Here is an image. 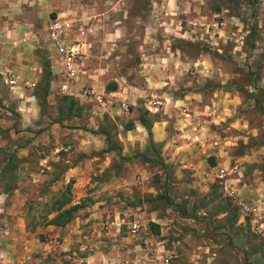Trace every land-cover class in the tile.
<instances>
[{
    "label": "rangeland",
    "instance_id": "rangeland-1",
    "mask_svg": "<svg viewBox=\"0 0 264 264\" xmlns=\"http://www.w3.org/2000/svg\"><path fill=\"white\" fill-rule=\"evenodd\" d=\"M35 1L41 3L2 7L0 18V191L18 183L25 193L26 228L60 201L63 185L55 182L47 189L46 183L31 190L23 162L29 159L32 165L44 155L55 161V147L66 145L59 150L63 154L59 160L70 168L62 175L84 185L85 203H91L76 211L66 226L41 228L42 238L53 243V252H59L56 244L75 223H83L75 247L85 256L115 247L122 236L147 237L148 244L153 230H147V223L157 220L162 229L157 232L167 237V247L184 258L177 264H264V228L237 225L238 208L219 191L221 185L213 183V195L218 193L219 198L211 199L180 162L166 163L163 169L147 146L145 129L135 127L138 113L143 112L151 124L158 121L165 126V137L172 143L191 142L195 152L202 146L196 161L222 163L237 196L255 208L250 216L264 223V0L253 4V0ZM56 18L69 23L70 31L84 26L90 32L82 73L73 83L76 92L64 94L56 86L41 110L36 97L43 60L48 66L54 61L46 27ZM221 20V27H212ZM15 23L23 28L13 29ZM71 39L69 34L64 41ZM4 68L17 76L14 88L5 82ZM25 81L34 87L24 86ZM83 88L92 89L102 104L76 97ZM103 132L124 159L115 150L95 153L105 143ZM157 151L161 152L159 145ZM9 153L14 155V169L7 160ZM46 163L33 165V171L48 178ZM157 170L165 175L162 183L155 177ZM150 174H155L153 179ZM74 189L76 193L81 187ZM163 189L167 197H160ZM9 203L5 197L0 201L2 207ZM218 206L224 207V215L214 213ZM127 217L139 222L135 236L128 234L125 224L120 223L117 232L109 224ZM74 231L69 233L71 240ZM6 235L0 236V264H29L18 252L25 249L11 245ZM51 257L48 264H63Z\"/></svg>",
    "mask_w": 264,
    "mask_h": 264
},
{
    "label": "crops",
    "instance_id": "crops-1",
    "mask_svg": "<svg viewBox=\"0 0 264 264\" xmlns=\"http://www.w3.org/2000/svg\"><path fill=\"white\" fill-rule=\"evenodd\" d=\"M44 1V0H43ZM20 3H24V4H36V3H41L39 1H35V0H0V18H1V13H3V8H5L6 6L10 7H14ZM53 4L56 3V1H50L47 0V4ZM21 5V4H20ZM3 7V8H2ZM7 11V10H5ZM6 14V13H5ZM13 15V14H12ZM12 17V16H11ZM18 20V19H17ZM27 21L29 22H33V20L28 19ZM18 22H21V20H18ZM18 28H23L22 24L15 23L14 28L13 29H18ZM34 30L32 27L29 28V31ZM49 70H50V79H49V89H48V93L46 95V99H48L49 95H51L55 89V87L58 84V80L59 77L57 76V72H58V67L56 65V62L54 63V61L50 60L49 62ZM38 77V76H37ZM40 79V78H39ZM36 81H39L38 78L36 79ZM75 89V87H74ZM82 98V97H79ZM48 102V101H47ZM135 125V124H134ZM53 127V126H52ZM51 127V129H52ZM135 127H137V129H142L143 127L140 124L135 125ZM194 129V128H192ZM150 132H151V138L152 141L157 143L159 145V149L161 150V152L159 153L162 160L164 161V163H171V164H176V162H180V167H187V169H190V171H188L187 175L189 177H192L194 179H196V181H200L202 183L201 187L202 189L204 188V191H207L206 193L203 192V195H207L208 197H210L211 199L219 198V194L217 193L216 196L213 195V190L215 188L213 183H217L219 185L222 186V189L219 188V191H221V193L223 194V196H228L231 201H233L234 203V198L238 197L237 196V188L231 184L230 180H229V174L230 172H224L223 169H225V167L222 166V163L216 162L215 164L211 163L208 164L207 160L204 159V163L201 164L200 161H196L195 156L196 154L199 153V151H204V148L201 146V148H199L198 152L194 151V147L192 143H181V144H175L172 143V140L167 139L165 137V133H166V129L165 126L163 124H161V122L158 121H153L150 127ZM185 132H189L188 130ZM95 134V133H93ZM190 136H193L192 131L190 130L189 132ZM87 137V135L85 136ZM195 137V136H194ZM92 139V138H91ZM105 147V143L98 146L99 149L95 150V153H97V151H99L100 149H103ZM66 145L62 146L59 145V147H55V149L58 151L55 154V156L57 157L55 161L53 160H45V157H47V155H44L42 157H37L36 160L34 159V164H30V160L29 159H25V161L23 163H25L26 166V173H27V177H26V181L27 183H29V186L31 188V190L33 189V186L36 188H40L41 189L46 185V183L49 185L56 183H62L63 188H62V195H64L65 197H69V200L67 201V203H65L64 205L66 206H61L58 210L56 209H46V211L44 212L45 216L43 217H38L35 216V218H33V222L31 227H29L28 229L26 228V226L28 224H25L26 218H25V214L27 213V210H24L23 202H24V196L25 193H22V189L18 186V183L15 182V186L12 187V189L7 192L5 189L0 191V201L1 199H5L7 198L8 200H10V203L3 206L0 205V213H2V220H0V230L1 232H3V234H1V238H3L6 233V237H9L10 239V244H17L19 246H22L25 250L22 251H18L20 255H25L26 258H28L29 260L27 261L29 264H48L49 263V259L52 260V255L56 256V260L59 263H65V264H134V262L138 261L139 264H162V260L167 258L168 260V264H177L179 261H184V258L180 256V254L176 253L172 247H167V237H160L162 234L158 233L157 230L159 228V230L161 229V226L159 227V223L157 222V220L155 221H149L147 230L149 231V229L153 230L152 234H150L151 239L149 238V242L148 244H146V240L148 239H143V240H139V236L135 237L134 240H127L126 237L122 236L119 237L118 240H120V242H117L115 247H111V248H106L104 251H94V253L91 254H86L85 256L82 255V252H78L76 251V247L77 246L75 244V241L79 240L80 241V229L83 226V223H75L71 226V229L75 230L74 231V236H73V240H71L70 238V231L67 236L63 237V241L61 243H55L56 246H58V251L57 253L53 252V249H51V247H53V243H51L50 241H45L43 238V236H41V233H44V230L41 229L43 227H45V229H49V228H61L63 226H66L68 222H70V220L73 218L74 213L78 210L83 209L84 207L87 206L88 203H91L90 201L88 203H85V198L84 196L86 194L82 193V187L84 189V185H79L77 183H74L73 179L71 178H65L63 174V172L66 170V168H70L68 166H66V164L61 163L60 162V157H62V152H59L60 149L65 150ZM221 150L218 149V151L216 153H220ZM91 153H93L91 151ZM103 154H106L107 152H102ZM191 155H190V154ZM92 155V154H91ZM186 156V158H185ZM49 157L50 154H49ZM41 161H46L47 163L45 165H43L44 168H48L49 172H48V178L47 175L43 174V173H37L36 171H33V165H40ZM184 161V163L182 162ZM75 164L71 165L74 166ZM61 166V167H59ZM179 166V165H178ZM58 169V170H57ZM19 170V168H18ZM43 170V169H42ZM57 170V173L54 174L53 171ZM16 177H18V171L15 173ZM58 175V176H57ZM153 175L155 174H150V177L152 178ZM40 176L42 178H40ZM164 174L160 173V170H157V175L155 176L158 183L159 182H163L165 180L164 178ZM228 176V177H227ZM68 179V180H67ZM77 179V178H76ZM81 177H78L77 181L80 180ZM153 179V178H152ZM155 179V180H156ZM31 183V184H30ZM73 183V184H72ZM157 183V184H158ZM44 186H42V185ZM72 184V186H71ZM231 184V185H230ZM49 186H46L47 189L50 188ZM49 187V188H48ZM74 187H81V189H79V191L77 190V192L75 193V189ZM210 187V190L207 188ZM152 188V187H151ZM150 188V190H151ZM218 188V187H217ZM216 188V189H217ZM154 189V187H153ZM208 189V190H207ZM157 190H159V188H157ZM148 191V190H147ZM203 191V190H202ZM163 192H165V189L162 190V194ZM28 194V193H27ZM71 194V195H70ZM76 194V198H74L73 200L71 199V197ZM165 194H167L165 192ZM40 196V195H39ZM38 196V197H39ZM253 200L255 202H259V198L257 196L253 197ZM84 201V203H83ZM17 202V203H16ZM79 203H83V205L81 207H78L76 210L72 211L71 216L68 218L63 217V219L61 220L62 222H60L59 224L57 223H52L50 222L51 217H53L55 214H57L58 212H60V210L70 206V205H74V204H79ZM235 204V203H234ZM236 206V205H235ZM237 207V206H236ZM238 208V207H237ZM214 213L216 214H221L224 215L226 213V210L224 209V207L222 206H218L217 208H215ZM7 214L9 216H7ZM245 216H248L245 218ZM232 218V217H231ZM225 219V218H224ZM236 220V218H234ZM234 220V221H235ZM123 220H120L118 222H110V226L114 225L115 226V230L117 232L119 226L118 224H122ZM27 223V222H26ZM106 224V222H104V225ZM153 224V225H151ZM246 224L248 225V227L250 228V230H254V229H260V228H264V223L261 221H256V218H252L250 216V214H245L243 213L239 208H238V216H237V225H241L243 227H246ZM94 225V224H93ZM100 225L99 223L96 224L95 226L92 227H96ZM109 226V227H110ZM113 226V227H114ZM39 229L37 231H35V229ZM106 228V227H105ZM169 229V225L165 224L164 227V231ZM43 230V232H42ZM75 233H78V237L76 236ZM158 233V235H157ZM15 235L17 236V238H20L23 241H16ZM119 235V234H118ZM137 235V234H136ZM130 236H135V235H130ZM43 237V238H42ZM137 239V240H136ZM132 242H131V241ZM139 240V241H138ZM146 246V248H150V251H146L147 249H144L143 244ZM71 245V246H69ZM83 243L80 244V246H82ZM72 247V248H71ZM67 248V250H66ZM80 249V248H78ZM66 250V251H65ZM62 251V253H61ZM128 253V254H125ZM121 254V255H120ZM211 257H213L215 254L214 252H211ZM120 255V256H118ZM198 256V255H197ZM211 257L208 256V258H206V260L210 259ZM49 258V259H48ZM71 259V260H70ZM193 259V258H192ZM78 261L77 263H74V261ZM72 261V262H70ZM18 262V261H17ZM23 261H19V263L17 264H23Z\"/></svg>",
    "mask_w": 264,
    "mask_h": 264
},
{
    "label": "built area",
    "instance_id": "built-area-1",
    "mask_svg": "<svg viewBox=\"0 0 264 264\" xmlns=\"http://www.w3.org/2000/svg\"><path fill=\"white\" fill-rule=\"evenodd\" d=\"M224 22L215 21L212 23V27H221ZM70 24L59 22L56 19L51 20L46 27V35L50 41L54 56L53 60L59 65V70L57 75L59 77L57 88L61 93L73 94L76 92L74 89V82L78 79L79 74L82 73V56L85 47V38L90 32V28L79 26L74 31L69 30ZM72 32V33H71ZM72 34V39L69 42H65V36ZM3 74L5 76V82L10 88H14L17 84V76L8 68H4ZM23 85L29 88L34 87L33 82H23ZM76 97H88L94 101L102 104V99L99 95L95 94L92 89L83 88L82 90H77L75 94ZM159 105L160 101H155ZM154 103V102H153ZM121 107L126 110L124 103H121ZM235 205L245 214H254L255 208H253L249 203L242 200V198H234ZM122 224L126 225L129 235H136L139 231V222L134 218H126L123 220ZM120 224H118L119 226ZM134 264H139L138 261ZM162 264H168L167 258L162 260Z\"/></svg>",
    "mask_w": 264,
    "mask_h": 264
},
{
    "label": "trees",
    "instance_id": "trees-1",
    "mask_svg": "<svg viewBox=\"0 0 264 264\" xmlns=\"http://www.w3.org/2000/svg\"><path fill=\"white\" fill-rule=\"evenodd\" d=\"M253 2H254V0L251 2V4H253ZM250 29H251V31H253L252 26H250ZM49 77H50V70H49L48 63L46 60H43V69H42V75H41L40 84H39L40 93L36 97L38 100V106L40 107L41 110H44L46 108V105H47L46 95H47L48 89H49V79H50ZM137 122L146 131L147 146L152 150L155 161L158 162L163 169H165L167 166L164 163V161L162 160V158L159 156L158 151H157V145L158 144L153 142L152 138H151V132H150L151 123L144 116L143 112L138 113ZM102 134L105 137V147L103 149H100L99 151L109 152V151L115 150L117 152L118 158L124 159V157L120 154V150L118 148L110 145V142L108 141V135L104 132ZM135 155H137V154H135ZM138 155H140L141 158L144 157V154L141 152L138 153ZM13 159H14V155L9 153L7 155V160H8V163L10 164V166H12L14 169V163H12ZM12 171H14V170H12ZM10 179H12V176ZM9 188H10V186H7L6 190L8 191ZM61 196L62 197H61L60 201L57 200L54 207H52L53 209L58 210L61 206H63L69 200V197H65L64 195H61ZM160 197H167V195L165 194V192H163V194H161ZM83 203H84V201H83ZM83 203L70 205V206L60 210V212H58L53 217H51L50 222L59 224L60 222H62L61 220L63 219V217L69 218L72 214V211L76 210L78 207H81L83 205ZM151 225H153V224H151Z\"/></svg>",
    "mask_w": 264,
    "mask_h": 264
}]
</instances>
